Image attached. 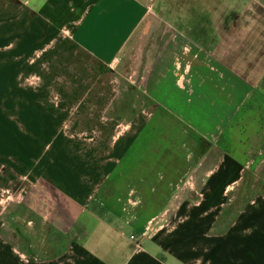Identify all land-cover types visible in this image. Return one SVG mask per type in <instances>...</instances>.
<instances>
[{"label": "crops", "instance_id": "0c3cea01", "mask_svg": "<svg viewBox=\"0 0 264 264\" xmlns=\"http://www.w3.org/2000/svg\"><path fill=\"white\" fill-rule=\"evenodd\" d=\"M148 1L0 0V264H264V31L232 64Z\"/></svg>", "mask_w": 264, "mask_h": 264}, {"label": "rangeland", "instance_id": "374dc122", "mask_svg": "<svg viewBox=\"0 0 264 264\" xmlns=\"http://www.w3.org/2000/svg\"><path fill=\"white\" fill-rule=\"evenodd\" d=\"M149 4H152L151 11L149 12V21H154L156 28L150 36H156L157 41L163 39V37L177 35L179 29H168L164 24V14H169L172 17L174 24L180 19H186L188 22V28H181L187 30V36L194 37L199 36L203 39H213V41H220V48L218 52H224L225 54L231 52L232 64H238L243 62L241 60L246 54L249 48L253 45L255 40L264 31V27H258L262 19H264V11H250L247 8V0H149ZM169 10V11H167ZM166 11V12H165ZM264 21V20H263ZM179 25V24H176ZM203 25V27H201ZM196 32V34H195ZM179 35V34H178ZM208 37V38H207ZM147 46V43H143ZM137 47V45H135ZM119 62L115 67L127 68V73H130L134 62L137 63V51L132 49V45L127 47L119 56ZM142 79L141 77H139ZM135 77L125 76L124 83H131L135 80ZM138 83V82H136ZM130 99L138 101L139 106L148 104L145 94L139 91H130ZM12 174L18 177V159L13 157L12 162ZM9 172L7 169L0 167V182L4 184L3 180L8 178L6 175ZM252 179H257L255 174L252 175ZM18 180V179H17ZM18 186V185H17ZM16 186L11 188L0 187V210L9 205L11 201H15ZM250 189H247V195H249ZM40 189H34L29 195V204L33 206H40L49 204L46 202V197H41ZM233 196V197H232ZM243 193L238 189L233 190L231 197L232 200L229 205H225V210L221 218V223L217 230H224L231 222L235 213L243 206ZM14 204V202H12ZM18 204H14L17 206ZM13 210L18 211L16 208ZM9 207V206H8ZM9 209V208H8ZM21 211H33V208L20 209ZM2 224V220L0 221Z\"/></svg>", "mask_w": 264, "mask_h": 264}, {"label": "built area", "instance_id": "2783aa9c", "mask_svg": "<svg viewBox=\"0 0 264 264\" xmlns=\"http://www.w3.org/2000/svg\"><path fill=\"white\" fill-rule=\"evenodd\" d=\"M132 238H134V236H132Z\"/></svg>", "mask_w": 264, "mask_h": 264}]
</instances>
